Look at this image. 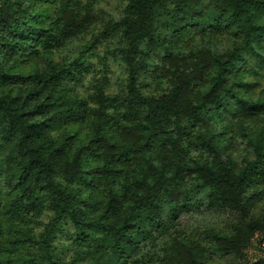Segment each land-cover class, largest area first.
Masks as SVG:
<instances>
[{"label": "trees", "instance_id": "trees-1", "mask_svg": "<svg viewBox=\"0 0 264 264\" xmlns=\"http://www.w3.org/2000/svg\"><path fill=\"white\" fill-rule=\"evenodd\" d=\"M37 1L0 0V85L27 86L0 94V147L11 144L0 157V177L15 193L5 212H52L44 229L25 240L34 251L24 264H82L89 256L87 264H204L256 235L264 240V212L246 217L256 195L248 187L264 178V95L254 97L241 86L249 58L264 67V0H128L123 15L94 37L116 35L113 49L125 68L119 94L96 93L94 107L67 90L56 92L62 80L87 72L82 55L61 65L46 59L27 75L6 65L12 54H30L48 41L39 22L49 15L32 11ZM82 27L84 21L70 15L52 39L63 41ZM221 38L227 45H219ZM152 66L166 67L168 85L146 95L140 78ZM87 112L85 143H75L73 134L52 136V120L75 121ZM198 121L204 130L191 135ZM231 123L246 138L240 162L230 150ZM88 155L96 159L91 171L84 169ZM95 188L106 197L97 214L99 206L86 196ZM191 210L229 211L237 221L229 231L206 227L197 236L168 239ZM65 220L78 245L87 240L91 251L77 248L62 263L52 242Z\"/></svg>", "mask_w": 264, "mask_h": 264}, {"label": "rangeland", "instance_id": "rangeland-1", "mask_svg": "<svg viewBox=\"0 0 264 264\" xmlns=\"http://www.w3.org/2000/svg\"><path fill=\"white\" fill-rule=\"evenodd\" d=\"M128 0H40L34 3L32 11L38 14H48L49 16L39 22L48 30V41L43 40L30 54L19 55L12 54L7 60L6 65L12 66V71L27 75L34 73L44 67L46 59H51L61 65L63 62H70L75 56L82 55L81 58L87 63L88 70L80 75L76 80L68 78L56 84L58 89L67 90L71 97L83 98L88 107H94L95 102L92 97L102 91L105 94L117 95L120 92L118 82L125 76L124 64L120 60L113 47L116 45V35L110 36L106 41L99 38L94 41L103 27L107 23L114 22L120 18L122 9ZM70 15L76 20L82 19L84 27L77 30H71L70 34L63 41L53 40V36H58L63 25L69 20ZM55 22V24H53ZM225 38L219 40L220 46L227 45ZM155 62L160 61L155 58ZM241 86L244 91H248L252 96L264 95V67L255 59L249 58L244 66ZM164 67L163 70H165ZM157 70L156 67H149L148 73L141 76V89L146 95H157L165 90L168 83L164 77V71ZM22 82L14 84H1L0 94L4 92L22 93L26 89ZM47 90L45 89V92ZM45 92L43 94H45ZM48 114L47 116H50ZM92 116L89 112L75 121L61 122L56 119L51 122V134L56 139H61L65 134H73L75 143H85L90 135V122ZM254 123L246 124L249 130ZM205 124L196 122L191 130V135L198 130H204ZM228 135L233 136V142L230 145L233 157L240 162L243 154V147L246 138L240 132V126L230 124L228 126ZM225 139H228L229 136ZM11 144L4 143L0 147V157L3 158L8 152ZM90 155V154H89ZM84 162V169L90 170L96 165V159L89 156ZM264 167V163L262 164ZM11 168V166H10ZM0 177V264H24L29 259L30 253L34 249L25 242L29 235L37 236L49 222L52 214L51 210L41 207L29 210L23 215L9 217L6 214V208L9 199L15 197L9 187L3 184ZM95 183L99 184L100 177L94 176ZM255 190V191H254ZM249 193H256L253 196L251 209L246 216L258 215L264 212V178L259 179L248 187ZM99 206L96 214L102 210L105 202L103 190L95 188L92 192L86 194ZM87 217L91 218L88 204L83 203ZM228 221H231L229 223ZM237 221V214L229 211L210 210V211H188L182 214L177 223L169 230L170 237L180 239L189 236H197L199 229L212 227L216 231H229ZM87 222V221H85ZM88 228V227H87ZM191 229V231H189ZM90 232V229H87ZM74 228L72 224L65 220L60 229L56 232L52 246L56 259L64 263L69 261L75 254L77 248L85 251H91L87 246V240L84 245H78L73 238ZM25 243H24V242ZM90 256L82 264H87ZM204 264H264V240L262 235H256L246 246L241 247L225 254L213 255L206 260Z\"/></svg>", "mask_w": 264, "mask_h": 264}, {"label": "clouds", "instance_id": "clouds-1", "mask_svg": "<svg viewBox=\"0 0 264 264\" xmlns=\"http://www.w3.org/2000/svg\"><path fill=\"white\" fill-rule=\"evenodd\" d=\"M177 211H179V212H182V211H184V209H177ZM229 223H231V221H228ZM202 230V229H201ZM189 231H191V229H189Z\"/></svg>", "mask_w": 264, "mask_h": 264}]
</instances>
